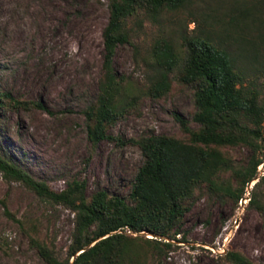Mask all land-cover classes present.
<instances>
[{"label":"trees","instance_id":"obj_1","mask_svg":"<svg viewBox=\"0 0 264 264\" xmlns=\"http://www.w3.org/2000/svg\"><path fill=\"white\" fill-rule=\"evenodd\" d=\"M217 1L224 14L216 18L215 33L206 23L195 33H181L178 44L159 33L147 55L152 78L143 93L158 99L168 94L175 81L190 87L196 107L191 120L174 113L180 134L125 138L109 131L135 109L138 98L128 79L115 69L116 50L129 45L139 51L143 26L164 12L183 8L188 0H109L108 19L101 31L98 91L82 112L91 143L107 139L140 149L143 161L126 198L105 189L88 193L84 179L52 190L0 153V172L7 182H21L40 198L74 213L64 257L30 231L31 243L45 264H159L173 242L187 241L183 218L199 195L236 204L258 174L263 162L260 153L264 156V0ZM35 107L46 109L40 101L0 90V116ZM235 147L250 151L244 164L232 155ZM263 182L264 175L254 183L248 205L264 223ZM220 257L221 264H262L238 250Z\"/></svg>","mask_w":264,"mask_h":264},{"label":"rangeland","instance_id":"obj_2","mask_svg":"<svg viewBox=\"0 0 264 264\" xmlns=\"http://www.w3.org/2000/svg\"><path fill=\"white\" fill-rule=\"evenodd\" d=\"M109 0H0V90L46 109L9 110L0 116V153L44 180L52 190L84 179L88 193L105 189L126 198L143 161L136 144L87 137L82 110L98 91L102 72L101 31ZM220 7H219V6ZM224 14L217 0H188L176 11L162 13L143 26L139 51L121 45L114 56L118 74L136 90L137 104L110 128L112 135L180 134L173 114L191 120L196 107L190 87L175 81L168 94L152 99L143 93L152 78L148 51L161 34L179 42ZM264 69V57L261 61ZM261 73V72H260ZM264 77V71L261 73ZM193 124V122H192ZM261 144L264 149V124ZM264 151V150H263ZM236 161L247 162L250 151L235 147ZM241 199L199 195L183 218L187 241L173 242L159 264H221V254L238 250L264 264V223L249 207L250 191L264 175V156ZM264 190V182L261 185ZM74 213L44 200L24 184L7 182L0 172V264H45L31 243L36 237L64 257L71 241ZM31 231V236H30ZM143 235V234H142ZM147 236V235H146Z\"/></svg>","mask_w":264,"mask_h":264},{"label":"built area","instance_id":"obj_3","mask_svg":"<svg viewBox=\"0 0 264 264\" xmlns=\"http://www.w3.org/2000/svg\"><path fill=\"white\" fill-rule=\"evenodd\" d=\"M243 200H245V199H243V198H241V201H243ZM127 233H130V234H137V233H135V232H131L130 230H125Z\"/></svg>","mask_w":264,"mask_h":264},{"label":"water","instance_id":"obj_4","mask_svg":"<svg viewBox=\"0 0 264 264\" xmlns=\"http://www.w3.org/2000/svg\"><path fill=\"white\" fill-rule=\"evenodd\" d=\"M140 234H143V233L141 232ZM72 260H73V258H72Z\"/></svg>","mask_w":264,"mask_h":264},{"label":"clouds","instance_id":"obj_5","mask_svg":"<svg viewBox=\"0 0 264 264\" xmlns=\"http://www.w3.org/2000/svg\"><path fill=\"white\" fill-rule=\"evenodd\" d=\"M258 175V174H257Z\"/></svg>","mask_w":264,"mask_h":264}]
</instances>
